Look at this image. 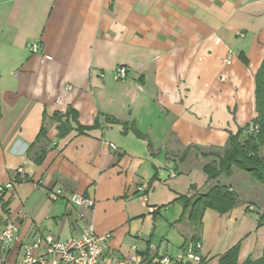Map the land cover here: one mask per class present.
<instances>
[{
	"label": "crops",
	"instance_id": "crops-1",
	"mask_svg": "<svg viewBox=\"0 0 264 264\" xmlns=\"http://www.w3.org/2000/svg\"><path fill=\"white\" fill-rule=\"evenodd\" d=\"M263 57L264 0H0V185H14L0 218L18 223L0 264L24 241L77 234L72 193L94 201L84 212L110 234L107 255H178L193 232L176 199L217 184L237 198L203 212L202 264L236 244V264L259 258L264 184L236 167L209 180L199 152H223L255 117Z\"/></svg>",
	"mask_w": 264,
	"mask_h": 264
},
{
	"label": "built area",
	"instance_id": "built-area-1",
	"mask_svg": "<svg viewBox=\"0 0 264 264\" xmlns=\"http://www.w3.org/2000/svg\"><path fill=\"white\" fill-rule=\"evenodd\" d=\"M31 52L38 50V43L31 41L27 43ZM232 55L228 54L223 62L229 64ZM115 78L122 80L127 75L125 67H118L115 70ZM257 132V125L251 121L243 126L244 135H252ZM110 147L115 149L113 144ZM176 172L170 170V177H175ZM13 182L9 181L0 185V202L6 193L13 189ZM148 185L142 183L137 186V194L144 201L147 199ZM53 201L62 196L61 190H54L50 194ZM70 204L83 208L79 218L81 220L80 230L77 234L66 240L56 239L50 235L36 238L32 241L21 243V252L15 264H202V243L198 240H187L178 255L159 254L149 256L147 254H136L134 259L115 257L113 254L107 255L109 233L97 234L93 223L87 218L84 211L93 208L94 201L78 193L65 196ZM152 211V208H149ZM18 241V223L15 218H0V246L8 248Z\"/></svg>",
	"mask_w": 264,
	"mask_h": 264
},
{
	"label": "trees",
	"instance_id": "trees-1",
	"mask_svg": "<svg viewBox=\"0 0 264 264\" xmlns=\"http://www.w3.org/2000/svg\"><path fill=\"white\" fill-rule=\"evenodd\" d=\"M254 109L255 117L252 122L257 125L255 134L244 135L241 127L235 134H229L227 147L223 152H207L215 157L203 166L209 180L221 174L228 177L231 175L232 167H236L247 172L255 181L264 184V57L254 75ZM236 198L234 191L219 184L206 193L179 196L176 202L180 204L182 214L178 222L187 220L193 232L188 240L199 239L198 232L205 209L226 213L233 208ZM258 219L259 223L264 222V209ZM237 256L238 244L220 256L219 264H236ZM244 264H264V250L257 259L247 257Z\"/></svg>",
	"mask_w": 264,
	"mask_h": 264
},
{
	"label": "rangeland",
	"instance_id": "rangeland-1",
	"mask_svg": "<svg viewBox=\"0 0 264 264\" xmlns=\"http://www.w3.org/2000/svg\"><path fill=\"white\" fill-rule=\"evenodd\" d=\"M199 155H201L204 159H207L209 161H212L215 159V157L212 154H208L207 152H205V154L204 152H199Z\"/></svg>",
	"mask_w": 264,
	"mask_h": 264
}]
</instances>
